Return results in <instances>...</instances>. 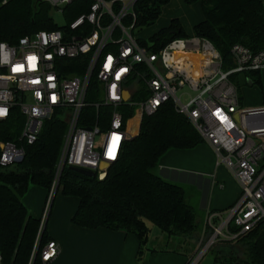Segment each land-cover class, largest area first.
Segmentation results:
<instances>
[{"label": "built area", "instance_id": "2783aa9c", "mask_svg": "<svg viewBox=\"0 0 264 264\" xmlns=\"http://www.w3.org/2000/svg\"><path fill=\"white\" fill-rule=\"evenodd\" d=\"M41 1L65 17L76 3L87 5L88 11L59 29L37 31L17 43L0 40V123L15 109L24 117L18 141L0 140V167L8 168L21 161L24 145L38 140L45 119L58 110L68 123L28 264L35 263L39 251L44 264L60 253L56 240L51 239L40 248V239L64 167L69 164L88 169L104 179L118 160L123 144L139 134L144 116L153 115L168 101L189 119L204 142L213 148L218 163L225 165L241 186L235 204L209 212L204 234L207 229L212 233L206 243L202 238L198 255L188 264L199 263L216 242L235 240L264 220V105L243 107L240 91L231 79L236 73L262 72L264 48L253 50L234 44V68L225 70L223 56L205 37L194 34L175 38L159 51L153 49L149 39L143 44L136 34L140 30L134 10L137 0ZM259 1L264 7V0ZM82 56H89L85 73L66 74L68 61ZM29 57L35 60L30 62ZM14 68L19 70L13 71ZM95 71L103 88L102 100L95 105L112 107L105 129L79 124L88 105L87 92ZM139 91L145 97L136 100L133 95ZM123 106L134 108L128 120L121 110ZM0 264H5L1 250Z\"/></svg>", "mask_w": 264, "mask_h": 264}, {"label": "trees", "instance_id": "16d2710c", "mask_svg": "<svg viewBox=\"0 0 264 264\" xmlns=\"http://www.w3.org/2000/svg\"><path fill=\"white\" fill-rule=\"evenodd\" d=\"M170 0H137L134 10L136 27L140 30L153 26L161 17L163 7ZM189 5L200 2L204 18L195 27V35L208 38L219 50L226 63H232L231 48L240 43L253 50L264 48V7L259 0H185ZM88 6L76 3L67 11L66 22L71 23ZM130 17L126 22H130ZM57 24L51 6L41 0H0V40L17 43L25 35L40 30H56ZM188 36L179 19L154 33L149 41L159 51L175 38ZM143 44H147L142 39ZM69 75L85 73L89 56L68 61ZM239 86L261 85V72L242 74ZM141 88L142 84H140ZM103 97L102 84L97 72L93 73L87 92L88 105L83 109L79 124L107 128L112 107L95 105ZM141 91L133 95L143 99ZM128 120L134 108L123 106ZM57 111L45 119L38 140L25 144L24 158L8 168L0 167V250L5 264H28L40 228V217L30 215L23 197L31 185L48 190L53 186L58 162L68 130L67 121ZM24 117L15 109L0 123V140L18 141ZM204 142L189 119L178 112L172 101L163 104L153 115H145L139 134L127 140L120 156L108 169L104 179L88 176L67 164L61 174L58 189L65 196L79 198L78 209L72 222L80 227L123 230L137 236L142 258L148 248L151 227L156 225L170 238L181 244L200 239L196 209L187 201L184 185L159 175L160 159L170 149H190ZM209 236L211 229H207ZM50 239L47 227L40 239V248ZM209 252L216 264H264V220L235 240H220ZM34 264H44L40 251Z\"/></svg>", "mask_w": 264, "mask_h": 264}, {"label": "crops", "instance_id": "0c3cea01", "mask_svg": "<svg viewBox=\"0 0 264 264\" xmlns=\"http://www.w3.org/2000/svg\"><path fill=\"white\" fill-rule=\"evenodd\" d=\"M203 18L200 2L189 5L185 0H170L163 7L159 18L163 22L156 32L168 27L172 20L179 19L186 34H195V27ZM240 97L242 102L241 94ZM261 106L243 105L245 108ZM158 171L165 179L180 183L185 188L186 185L190 187L196 196L194 204L201 210L197 218L205 223L209 212L226 210L235 204L241 194L238 180L225 165L218 163L213 148L207 142L190 149L168 150L160 159ZM41 188L44 193L41 190L37 195L26 193L23 197L30 215L37 218L42 215L48 196V190ZM190 200L187 195V201L195 208ZM79 201L78 197L65 196L61 189L55 193L46 227L50 239L58 242L60 253L46 264H188L197 252L196 248L189 253L180 249V239L170 238L152 227L148 242L150 250H145L139 258L140 243L136 235L123 230L104 227L88 229L75 225L72 217ZM158 242L162 244L157 245ZM171 243L178 246L170 247ZM211 256L209 264H216Z\"/></svg>", "mask_w": 264, "mask_h": 264}, {"label": "rangeland", "instance_id": "374dc122", "mask_svg": "<svg viewBox=\"0 0 264 264\" xmlns=\"http://www.w3.org/2000/svg\"><path fill=\"white\" fill-rule=\"evenodd\" d=\"M197 10H198V8H197ZM52 15H53L54 20H55V22L57 24L64 25L66 23V18H65L63 13H61L59 11H53L52 10ZM162 22H163L162 19H160L153 26L145 27V28L139 30L136 34L138 36L142 37V38L148 39V37L150 35L155 33L160 28V25L162 24ZM188 33H189V34H187L188 36L194 35V33H192V32H188ZM224 68H225V70H230V69L234 68V64L233 63H226ZM242 74H244V73H236L235 76L232 77L234 82L236 84H238L239 86L242 84V77H243ZM261 74H262V76H261L262 77L261 78L262 84L261 85H255V86H247V85L244 86L243 85V86H241L240 94L242 96V102H241L242 105H250V104L264 105V71H262ZM181 93H182V91L179 92V94H181ZM185 99H186V97H185ZM156 172L157 173L159 172L158 169L156 170ZM41 190H43L42 192L44 193V189H42L40 186L31 185L29 187V190H28L26 195H30V194L37 195L38 191H41ZM186 190H187V195H188L189 199H191L190 201L195 206V204H194V199L196 198L195 194L193 195L192 190L190 189V187L188 185H186ZM44 198H45V195H44ZM195 209H196V212H197V216H199L201 210H198V208L196 206H195ZM197 221H198V232L200 233V239L196 240L195 242L192 241L191 244L188 243L186 245H183V244L180 245L181 246L180 249H182V250H184V251H186L188 253H189V251H193V249L196 248L195 250H197V252H196L195 256H197L199 251H200V242H201L202 238L204 240V243H206L208 238H209V234L208 233L204 234V229L206 227L205 221L203 219L199 220V218H197ZM148 224H149V226L151 228L155 227L158 230H160L152 222L148 221ZM161 244H162V242H158L157 243V245H161ZM171 245L172 246H170V247H177L178 246V244L176 245V244H173V243H171ZM211 257H212L211 253L208 252L200 260V262L197 263V264H209V261H210Z\"/></svg>", "mask_w": 264, "mask_h": 264}, {"label": "water", "instance_id": "95a60500", "mask_svg": "<svg viewBox=\"0 0 264 264\" xmlns=\"http://www.w3.org/2000/svg\"><path fill=\"white\" fill-rule=\"evenodd\" d=\"M125 98L126 99L129 98V93L128 92L126 93ZM74 168L78 172L83 173V174L88 175V176H95V174H96L94 171H91V170H88V169H84V168H80V167H74Z\"/></svg>", "mask_w": 264, "mask_h": 264}, {"label": "snow or ice", "instance_id": "6c2138e0", "mask_svg": "<svg viewBox=\"0 0 264 264\" xmlns=\"http://www.w3.org/2000/svg\"><path fill=\"white\" fill-rule=\"evenodd\" d=\"M28 59H29L30 62H32V61L35 60V57H29ZM17 70H19V68H14L13 69V71H17ZM0 114H3L2 110H0ZM114 139H116V138L114 137Z\"/></svg>", "mask_w": 264, "mask_h": 264}]
</instances>
